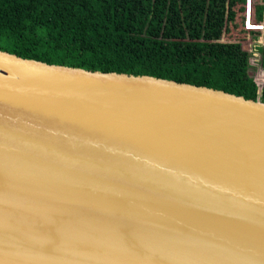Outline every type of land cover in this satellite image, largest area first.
I'll use <instances>...</instances> for the list:
<instances>
[{"label":"water","instance_id":"water-1","mask_svg":"<svg viewBox=\"0 0 264 264\" xmlns=\"http://www.w3.org/2000/svg\"><path fill=\"white\" fill-rule=\"evenodd\" d=\"M0 264H264V104L0 51Z\"/></svg>","mask_w":264,"mask_h":264},{"label":"trees","instance_id":"trees-1","mask_svg":"<svg viewBox=\"0 0 264 264\" xmlns=\"http://www.w3.org/2000/svg\"><path fill=\"white\" fill-rule=\"evenodd\" d=\"M245 2L0 0V51L48 65L206 87L264 104V86L258 94L248 73L250 55L239 44L220 43L234 23L233 9ZM263 21L264 7L256 6L255 22ZM257 51L264 74V46Z\"/></svg>","mask_w":264,"mask_h":264},{"label":"rangeland","instance_id":"rangeland-1","mask_svg":"<svg viewBox=\"0 0 264 264\" xmlns=\"http://www.w3.org/2000/svg\"><path fill=\"white\" fill-rule=\"evenodd\" d=\"M256 5L264 6L263 0H249L247 13L245 5H237L233 9L234 23L233 25H228V33H222L220 43L239 44L242 51L250 55L248 73L250 78L256 83L259 91L264 86V74L261 69V56L257 48L264 46V26H257L254 22ZM242 8L244 9L242 10ZM246 20L249 28L246 26ZM253 35L256 36V39Z\"/></svg>","mask_w":264,"mask_h":264},{"label":"crops","instance_id":"crops-1","mask_svg":"<svg viewBox=\"0 0 264 264\" xmlns=\"http://www.w3.org/2000/svg\"><path fill=\"white\" fill-rule=\"evenodd\" d=\"M245 6H246V13H247V7L249 6V0H246V2H245V4H244ZM256 6H262V5H256ZM255 6V7H256ZM264 7V6H263ZM254 22H255V16H254ZM256 23V22H255ZM256 25L257 26H264V21L263 22H261V23H256Z\"/></svg>","mask_w":264,"mask_h":264},{"label":"clouds","instance_id":"clouds-1","mask_svg":"<svg viewBox=\"0 0 264 264\" xmlns=\"http://www.w3.org/2000/svg\"><path fill=\"white\" fill-rule=\"evenodd\" d=\"M246 26H247V28H249V25H248L247 20H246ZM260 90H261V89H260ZM260 90H259L258 94H260Z\"/></svg>","mask_w":264,"mask_h":264}]
</instances>
